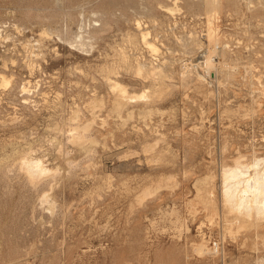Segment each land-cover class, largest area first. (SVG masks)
<instances>
[{
	"label": "rangeland",
	"instance_id": "374dc122",
	"mask_svg": "<svg viewBox=\"0 0 264 264\" xmlns=\"http://www.w3.org/2000/svg\"><path fill=\"white\" fill-rule=\"evenodd\" d=\"M205 2L0 0V264H264L221 190L264 158V0Z\"/></svg>",
	"mask_w": 264,
	"mask_h": 264
},
{
	"label": "bare ground",
	"instance_id": "6f19581e",
	"mask_svg": "<svg viewBox=\"0 0 264 264\" xmlns=\"http://www.w3.org/2000/svg\"><path fill=\"white\" fill-rule=\"evenodd\" d=\"M218 3H219V0H206L205 8L207 11L213 10L217 7ZM169 10L172 11L173 9L170 8ZM140 36L142 38V43L147 45L150 52H153V53L156 52V47L153 44H150L147 40V37H148L147 32L146 33L141 32ZM73 43L80 48L84 47L85 42H84V37L81 31L78 35H76L75 39L73 40ZM216 46H217L216 44L210 45V50H208V54L205 55L206 56V59L204 60L205 67L209 66V64L212 62L213 55L216 51ZM138 66H139L138 73H140L142 69L144 68L141 65V63ZM182 72L183 71H181V74ZM185 72L186 71H184V74ZM153 73H150V74L152 75ZM153 76H156V75L153 74ZM107 78L110 80V87L117 92L115 100H114L115 109H121L124 104L134 103L139 100H143L145 98L147 99L149 97L148 96L149 90L145 91L146 94L144 96L137 97L138 99L132 96H129L126 94L125 87L120 85L117 81H112L110 79V76H107ZM22 90L24 91L25 89L23 88ZM85 128L86 127H83V130H85ZM73 130H76V129H73ZM79 134L77 132V135L72 136V137L76 140H81L82 134L80 135ZM72 135H74V133ZM22 161L23 163L22 162L21 163L23 165L21 164V169L23 168L22 166H24L26 170L25 169L23 170L27 172V175H29L31 179L35 178L36 175H38L39 177V175H44L45 173L49 171V169L43 166L42 161L38 158H24L22 159ZM234 162H233L234 164L231 166L222 167L223 169L221 172V182H222L221 190H222V197L225 203L224 205H226L227 209L229 210V212L233 214L234 219L238 221V223L240 222L242 224L246 222L248 218H251V217H255L256 220L258 219L264 220V158H254L253 163L248 164V165L247 163L242 164L243 163L242 160L240 162L238 159ZM197 190H200V189H197ZM197 194L199 195V193ZM240 223H239V227L241 225ZM204 246L200 245L196 247L197 251L203 254L204 251L206 250L205 252L207 253L208 250L207 249L204 250ZM211 253L212 252H210V254ZM204 255H207V254L204 253Z\"/></svg>",
	"mask_w": 264,
	"mask_h": 264
},
{
	"label": "built area",
	"instance_id": "2783aa9c",
	"mask_svg": "<svg viewBox=\"0 0 264 264\" xmlns=\"http://www.w3.org/2000/svg\"><path fill=\"white\" fill-rule=\"evenodd\" d=\"M212 249H213L214 251H217V250H218V245H217V244H214Z\"/></svg>",
	"mask_w": 264,
	"mask_h": 264
}]
</instances>
